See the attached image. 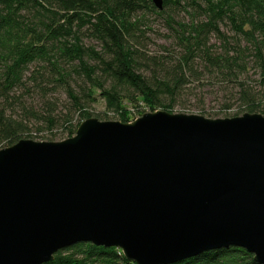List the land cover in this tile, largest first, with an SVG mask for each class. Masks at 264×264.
Here are the masks:
<instances>
[{"label": "water", "instance_id": "obj_1", "mask_svg": "<svg viewBox=\"0 0 264 264\" xmlns=\"http://www.w3.org/2000/svg\"><path fill=\"white\" fill-rule=\"evenodd\" d=\"M80 243L134 264L229 247L264 264V116L90 118L61 142L0 150V264H47Z\"/></svg>", "mask_w": 264, "mask_h": 264}, {"label": "trees", "instance_id": "obj_2", "mask_svg": "<svg viewBox=\"0 0 264 264\" xmlns=\"http://www.w3.org/2000/svg\"><path fill=\"white\" fill-rule=\"evenodd\" d=\"M147 16L163 18L180 55L160 58L144 51ZM213 38L222 43L219 55L210 52ZM247 53L260 64L264 90V0H162L161 9L154 0H0V150L31 138L32 119L50 130L61 123L49 100H43L40 113L26 109L18 93L25 92L28 74L41 98L66 92L70 110L82 120L90 116L92 89L100 90L108 112L128 123L127 104L137 111L141 104L151 112L157 107L170 112L184 89L205 75L212 84L234 86L229 101L237 97L240 105L264 116L263 90L254 93L241 79ZM100 77L112 87L103 89ZM72 119L62 120L70 138L80 125L72 127ZM47 264L134 263L119 248L80 243L57 252ZM174 264L257 262L246 250L229 247Z\"/></svg>", "mask_w": 264, "mask_h": 264}, {"label": "rangeland", "instance_id": "obj_3", "mask_svg": "<svg viewBox=\"0 0 264 264\" xmlns=\"http://www.w3.org/2000/svg\"><path fill=\"white\" fill-rule=\"evenodd\" d=\"M145 27L148 30L145 34L147 42L145 43L144 51H146L148 55L163 58L180 55L182 53L181 49L172 40V34L166 29L163 18L147 16L145 18ZM223 32H225L228 37H233L228 30L224 29ZM86 44L90 43L86 41ZM209 49L211 53L219 55L222 52V43L217 41L216 38H213L209 44ZM243 63L245 71L241 79L249 85L251 90H253L252 92L257 94L262 93L263 86L259 84L261 79L259 62L256 61L250 53H247ZM89 64L93 66L96 65V62L90 61ZM28 80L29 74L25 79V92L18 93L20 97H23L22 100L25 103L26 109L40 113L44 108V104L49 100V103H54L53 108L55 117L61 120V123L59 122L52 130L48 129L45 124L37 123L33 119L30 120V122H28V128L30 130L28 136L31 138H28V140H33L35 142H61L70 138L68 137V126L66 127V125H63L62 120L73 118L71 122L72 127L79 121L81 124L85 120H82L78 113H72L73 111L70 110L71 101L68 99L66 92L57 90L52 93L49 92L46 99L43 97L41 98L40 94L36 90H33V85ZM99 80L103 89L107 90L112 87V84L109 81L106 82L102 77H100ZM72 88L78 91L76 86H72ZM87 88L89 89L90 86H85V90ZM92 92L93 98L91 99L94 101L90 103L89 108L86 109L87 113L90 114L88 119L94 118L101 122H120L116 114L106 110L105 104L99 96L100 90L95 88L94 90L92 89ZM235 93L234 86L212 84L211 79L205 75L202 77L201 83L195 82L184 89L181 97L176 100L175 106L170 112H164L170 114L197 115L211 120L230 119L241 117L244 114H260L256 110L251 112L246 106L240 105L239 101L236 100L237 97H233L234 100L229 101L228 98L230 95ZM227 104L231 105L229 109L225 108ZM139 105L138 111L133 105H126L127 117L129 119L128 123H132L144 114L163 111L162 108L157 107L155 111L151 112V109L146 105Z\"/></svg>", "mask_w": 264, "mask_h": 264}]
</instances>
